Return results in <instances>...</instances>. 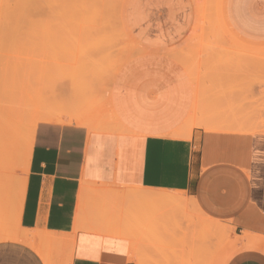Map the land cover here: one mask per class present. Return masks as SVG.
I'll list each match as a JSON object with an SVG mask.
<instances>
[{
	"label": "crops",
	"instance_id": "crops-1",
	"mask_svg": "<svg viewBox=\"0 0 264 264\" xmlns=\"http://www.w3.org/2000/svg\"><path fill=\"white\" fill-rule=\"evenodd\" d=\"M172 2L141 0L127 20L139 52L110 88L117 123L35 125L15 228L25 239L0 242V264H133L129 239L112 234L99 205L116 190L126 200L128 188L182 194L237 238L264 244V133L190 124L193 82L172 53L193 31L195 11L179 0L184 17L176 22ZM230 3L239 33L264 39V0ZM226 264H264V247L241 246Z\"/></svg>",
	"mask_w": 264,
	"mask_h": 264
},
{
	"label": "rangeland",
	"instance_id": "rangeland-1",
	"mask_svg": "<svg viewBox=\"0 0 264 264\" xmlns=\"http://www.w3.org/2000/svg\"><path fill=\"white\" fill-rule=\"evenodd\" d=\"M119 1L0 0V112L7 114L20 129L9 169V191L0 236L16 230L10 199L24 175L26 161L22 149L29 124L35 117L49 111L61 117H84L88 122H95L97 129H103L97 121L113 124L105 105L109 73L139 52L126 21L129 36L123 28L122 7L126 0ZM191 1L195 11L193 31L172 53L190 79L189 71L197 79L196 111L190 124L202 128L206 123L239 121L246 127L256 126L264 133V49H252L261 39L241 36L231 19V0L227 7L228 19L235 31L226 22V0ZM118 2L119 9L112 10ZM88 4H95L97 8L94 18L87 11ZM115 21H119L117 25ZM110 193L106 201L101 199V213L109 230L125 228L132 233L130 262L187 264L190 259L197 261L198 254L192 248L199 244V234L185 225L182 212L148 206L140 200L128 202L122 191ZM164 214L167 219L159 217ZM231 229V236L236 238ZM212 238L216 239L211 243V258L206 263L223 264V259L236 247L222 236Z\"/></svg>",
	"mask_w": 264,
	"mask_h": 264
},
{
	"label": "bare ground",
	"instance_id": "bare-ground-1",
	"mask_svg": "<svg viewBox=\"0 0 264 264\" xmlns=\"http://www.w3.org/2000/svg\"><path fill=\"white\" fill-rule=\"evenodd\" d=\"M178 1L179 0H173L172 5L169 6V7L172 6L171 7V10L172 11L174 10L177 13V15L175 16V21L176 22H180V17H181V19H182V16L184 17L183 10L181 8H179V11L177 10L178 9V4H177ZM119 2H118V6H115L116 4L113 5L112 10L114 8H116V7L119 9V4H120ZM225 2H226L225 4H227L226 7L224 8L226 22H227L228 26L233 29V27L231 26V23L229 22V19H228L229 18V16H228L229 14H228V8L227 7H228L229 0H226ZM88 6L90 7V10H89V7ZM88 6H87L88 7V10L87 11H88L89 15L91 14L92 17L93 16L95 17L96 11H97V8H96L95 4H91V5L88 4ZM235 7H236V5H235ZM122 8H123V10H122V24H123L124 31L129 36L128 32L126 31L125 21L127 22L128 18H129L130 21L134 20V18L137 16L136 14L141 10V0H135V1L134 0H126V2H124V4H123V7ZM226 8H227V10H226ZM261 8H262V6H261ZM235 10H237V9H235ZM124 11H126V12L124 13ZM260 12H261V10H260ZM236 13L237 12L235 11V14ZM167 15L169 16V18L172 17L174 19V16L173 15H170V12L167 13ZM258 15H260V14L258 13ZM262 15L263 14H261L260 16L262 17ZM124 16H125V19H124ZM114 19H115V17H114ZM116 20H117V18H116ZM137 22L140 24V21L139 20H137ZM256 22H258V21H255V23ZM117 23L115 21V24L116 25H117ZM240 23H241V25L243 24L242 22H240ZM135 26H136V24H135ZM254 30H256V28ZM233 31H235V30L233 29ZM241 36L242 37H245L242 34H241ZM245 38H247V37H245ZM257 41H258V43L256 44L255 47H252V49L253 50H256V51L264 49V40L261 39V40H257ZM94 49H95V47H94ZM137 52H138V50L135 47V53H137ZM122 64L123 63H120L118 66H116L109 73L110 76H108V78L110 77V84H109L108 89H107V94L105 93V95H106V100H105L106 111H107L108 115L112 118V120L115 123H117V121H116L115 117L113 116L112 111L110 109V105H109V93H110L111 83H113L112 82L113 81V78H114L117 70L119 69V67H121ZM189 73H190L191 79L193 80V86H194V90H195V95L197 96V91H198L197 79H196L195 75L192 74L193 72L191 73V71H189ZM104 92H105V90H104ZM110 95H111V93H110ZM194 112L195 111H194V108H193L192 113H194ZM1 114L2 113L0 112V115ZM6 115L7 114L0 116V222L4 220L3 212H4L5 203H6L5 197H7L6 195H7L8 191H9V186L7 184V181L9 179V177L11 176L10 175V172H9V169L11 167V163L14 161L13 160V157L16 154L15 152H16L17 146H18V144H17L18 143V136L17 135L19 134V130H20L19 129V125L16 124V126H17L16 127L11 122V120L9 118H7L8 115L7 116ZM41 121H54V122H60V123L67 122V123H73V124H79V125H86L91 130H97V128L95 127V124L96 123L95 122H93V123L92 122H88V120L86 118H84V117L83 118L82 117H61V116H59V115H57L55 113H51L49 111H47V112L44 111V113L39 114L29 124V130H28V133L29 134L26 137L25 148L22 149V153L24 152V154H25V161H26L25 168H24V174H25L26 169H27V163H28V158H29V153H30V148H31L33 130L35 128V125L38 122H41ZM249 123L250 122L248 121L247 124L249 125ZM244 125H242L241 123H239V121L237 123H231V124H229V122L228 123H225V124H223V123H206L205 125L202 126V129L209 130V131H219V132H228V131H232V132L234 131L235 132V131H237V133H239V131L240 132L242 131V133H263L256 126H253L252 127L251 126V123L249 125V126H251V128L250 127H246ZM243 131H245V132H243ZM249 131H251V132H249ZM262 131H264L263 128H262ZM24 184H25V179L22 178V180H20L17 183V187H16L15 194L13 195L12 199H10L11 200L12 220L14 221V223L16 225H18V221H19V212H20L21 200H22V196H23ZM126 191L129 193V195H127V197H126V200L128 202H130V201L131 202H136V201H139L140 200V201H142L143 203H145L147 205L148 204H151L153 206H159V207H161L163 209H167V211H170L172 209H175L176 211L182 212V214H183V220L185 221L184 222L185 225L187 227H189V228L194 229L196 231V234H199L198 235L199 236L198 238L200 239L199 240V244H195L194 245V248H192L193 245H191V248L194 251H196L197 254H198V257L195 258L197 261H195L193 259H190V260L188 259L189 261H188L187 264H196V262L197 263L200 262V263H203V264H209L210 263V262H207L206 263V261L211 258V252H210L211 251V248H212L211 247V243L213 241H215V239H216V238L213 239L212 238L213 236H215V237L216 236H222L225 239L230 240V243L234 244V246L236 247L228 256H226L223 259L224 260L223 261V264H226L229 261V259L232 257V255L241 246H245V247L252 248V249H258V250L260 248L264 247V244L262 242H260L259 240L255 239V238H251L252 236L251 237H245V238H237V237L236 238H233L231 236L232 235L231 234V231H232L231 228H229L228 226L221 225V224H219L218 221L212 220V219H210V217L208 218L207 216H205L203 213H201V211L197 208V206L195 205V203L191 199H188L187 197H185L182 194L171 193V192H168V191H150V190L139 189V188H133V189H129L128 188V189H126ZM257 193H258V191H257ZM148 210L151 211V209H148ZM188 213H190L191 215H189ZM170 216H172V215L170 214ZM159 217H161V218L164 219L166 217V215L165 214L163 216L159 215ZM159 217H158V219H159ZM147 219H148V216H147ZM163 219H162V221H164ZM165 219H167V218H165ZM173 219H175V218H173ZM152 220H154V219H152ZM155 220H157V219H155ZM117 223H119V222H117ZM125 224L126 223H124V225ZM138 224H141V223H138ZM145 225L146 224H144V226ZM164 226H165V224H164ZM172 226H174V225H171V227ZM127 228H129V227H127ZM144 229H143V231H144ZM174 229H177L176 226H175ZM168 230H170V228ZM191 231H192L191 232V234H192L193 233V230H191ZM111 232L114 235H119V236L121 235V236L127 237L130 240L134 238L132 236V233H130V231L128 232V230H125V228H124V230L123 229H120V228L117 229V230H113L112 229ZM177 234H179V233H177ZM183 234H185V232ZM173 236H174V234H173ZM174 237H176V236H174ZM23 239H25L24 234H22L21 232H18L17 230H15L14 232H10L9 234L0 236V242L10 241V240H19L20 241V240H23ZM131 253H132V250H131Z\"/></svg>",
	"mask_w": 264,
	"mask_h": 264
}]
</instances>
